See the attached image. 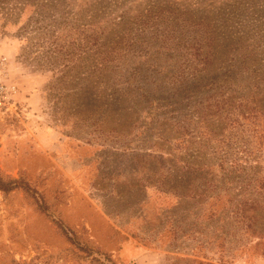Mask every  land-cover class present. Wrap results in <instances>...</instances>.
Returning a JSON list of instances; mask_svg holds the SVG:
<instances>
[{"label":"rangeland","instance_id":"1","mask_svg":"<svg viewBox=\"0 0 264 264\" xmlns=\"http://www.w3.org/2000/svg\"><path fill=\"white\" fill-rule=\"evenodd\" d=\"M0 264H264V0H0Z\"/></svg>","mask_w":264,"mask_h":264},{"label":"built area","instance_id":"2","mask_svg":"<svg viewBox=\"0 0 264 264\" xmlns=\"http://www.w3.org/2000/svg\"><path fill=\"white\" fill-rule=\"evenodd\" d=\"M3 91H4V85H2V84L0 83V95L3 93Z\"/></svg>","mask_w":264,"mask_h":264},{"label":"trees","instance_id":"3","mask_svg":"<svg viewBox=\"0 0 264 264\" xmlns=\"http://www.w3.org/2000/svg\"><path fill=\"white\" fill-rule=\"evenodd\" d=\"M1 182V181H0Z\"/></svg>","mask_w":264,"mask_h":264}]
</instances>
